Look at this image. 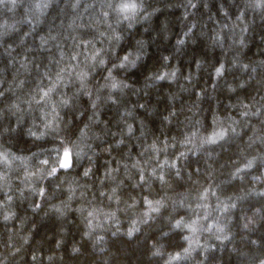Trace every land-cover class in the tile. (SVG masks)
I'll list each match as a JSON object with an SVG mask.
<instances>
[{"label":"clouds","instance_id":"1","mask_svg":"<svg viewBox=\"0 0 264 264\" xmlns=\"http://www.w3.org/2000/svg\"><path fill=\"white\" fill-rule=\"evenodd\" d=\"M0 264H264V0H0Z\"/></svg>","mask_w":264,"mask_h":264}]
</instances>
